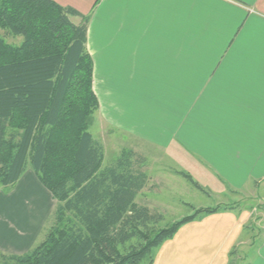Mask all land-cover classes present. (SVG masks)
Masks as SVG:
<instances>
[{
	"label": "crops",
	"instance_id": "crops-1",
	"mask_svg": "<svg viewBox=\"0 0 264 264\" xmlns=\"http://www.w3.org/2000/svg\"><path fill=\"white\" fill-rule=\"evenodd\" d=\"M55 1L89 16L104 146L120 134L135 150L176 155L191 176L215 178L239 196L264 191V0ZM29 168L0 191L3 253L42 241L56 207ZM22 183L37 187L31 206L16 195ZM226 206L183 224L153 264H229L241 244L248 264H264V215L253 242L254 210Z\"/></svg>",
	"mask_w": 264,
	"mask_h": 264
},
{
	"label": "trees",
	"instance_id": "trees-1",
	"mask_svg": "<svg viewBox=\"0 0 264 264\" xmlns=\"http://www.w3.org/2000/svg\"><path fill=\"white\" fill-rule=\"evenodd\" d=\"M88 22L55 0H0V30L23 37L9 43L0 31V185L10 189L30 164L58 201L43 240L24 254L0 251L3 264H153L183 224L229 208L199 207L159 227L163 214L137 201L149 179L137 153L126 148L103 167L90 131L99 99Z\"/></svg>",
	"mask_w": 264,
	"mask_h": 264
},
{
	"label": "rangeland",
	"instance_id": "rangeland-1",
	"mask_svg": "<svg viewBox=\"0 0 264 264\" xmlns=\"http://www.w3.org/2000/svg\"><path fill=\"white\" fill-rule=\"evenodd\" d=\"M0 31L9 43L18 44L23 40L21 35H14L5 29H1ZM97 118L96 113L91 115L90 131L96 139L100 140L102 129L101 123L97 121ZM131 142L133 141L130 138L126 136L123 137L120 134H114L113 138H107L104 146L105 158L103 167L112 164L124 149L132 148L130 146L132 144ZM132 149L137 153V158L140 157V163L138 164H141V167L149 176L147 185L138 195L137 201L142 204H147L153 212H160L163 214V219L158 225L159 227L169 226L174 221L192 214L194 210L199 207H224L226 205L237 204V206H244L245 208L254 210L251 223L255 228L252 238L253 242L255 241V237L257 238L259 235L261 218H263L264 215V191L255 190L251 195H247V193L242 191V196H239L234 191L229 190L230 188L227 185L225 186L223 183L220 184L215 178H203L202 173L199 174L195 171V173H192V176L193 179L199 183V185H196L179 171H175L181 170L186 173L189 171H187L188 168L184 167L183 163L180 162L176 155H170L168 153L163 154L151 148L145 149L146 151ZM27 168L31 171L33 170L30 164ZM32 172L34 173L33 176L35 179L44 187L46 192L51 195L55 206H57L58 201L39 181L36 173L34 171ZM212 175L215 177L214 174ZM12 187L8 189L0 185V191L7 193L13 189ZM35 193H37V187H32L30 183H22L16 195L23 196L21 197L23 202L24 200L28 201L25 206H31V201L35 198ZM16 195L13 196L14 202H16V205H20L21 201L17 200ZM52 219H49L47 222L46 230L52 224ZM234 251L235 253L231 260L233 264H248L251 259L249 248L241 244L237 245ZM0 264H3V259L1 258Z\"/></svg>",
	"mask_w": 264,
	"mask_h": 264
}]
</instances>
